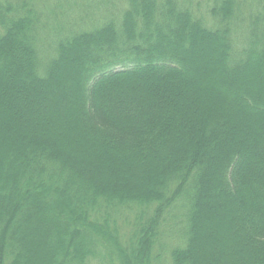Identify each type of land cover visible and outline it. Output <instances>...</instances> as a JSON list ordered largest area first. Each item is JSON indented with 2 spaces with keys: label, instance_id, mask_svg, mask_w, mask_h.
<instances>
[{
  "label": "trees",
  "instance_id": "16d2710c",
  "mask_svg": "<svg viewBox=\"0 0 264 264\" xmlns=\"http://www.w3.org/2000/svg\"><path fill=\"white\" fill-rule=\"evenodd\" d=\"M37 2L0 0V264H264V0L88 4L50 53Z\"/></svg>",
  "mask_w": 264,
  "mask_h": 264
},
{
  "label": "rangeland",
  "instance_id": "374dc122",
  "mask_svg": "<svg viewBox=\"0 0 264 264\" xmlns=\"http://www.w3.org/2000/svg\"><path fill=\"white\" fill-rule=\"evenodd\" d=\"M91 2H84L81 0H45L41 1L38 0L36 3V10L42 14V21L44 23H48L44 26L45 31L41 33V40L44 45V50H50L54 48L59 41L62 38V35L64 34L65 25L64 22H70V20L74 21L75 17L78 15L86 14L90 17H93L92 15L95 14V9L91 12L87 8V5L90 4L94 7L98 4H104L105 8L111 6V3L115 5V10L126 8L128 3L127 0H103L101 3H97L96 0H90ZM91 8V6H88ZM51 11V13H49ZM65 11H67V16L65 14ZM50 14V15H49ZM53 16V17H52ZM52 17V18H51ZM52 19V21H51ZM100 21H95L93 24L95 25ZM69 30V29H68ZM48 33V36H45L44 34ZM43 37V39H42ZM121 224L125 225L121 222ZM130 230L127 228L123 230V235L126 237L127 235H130ZM180 239H177L175 242L172 243L171 248L173 245L180 244ZM170 252V251H168ZM169 254V253H168ZM169 259V257H167ZM166 258V259H167ZM95 264H101V263H95ZM169 264H171L169 259Z\"/></svg>",
  "mask_w": 264,
  "mask_h": 264
}]
</instances>
